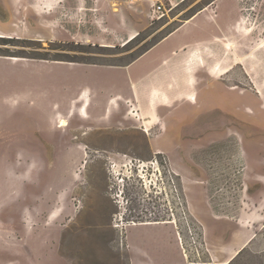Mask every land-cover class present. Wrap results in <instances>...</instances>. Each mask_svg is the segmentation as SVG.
<instances>
[{"label":"rangeland","instance_id":"rangeland-1","mask_svg":"<svg viewBox=\"0 0 264 264\" xmlns=\"http://www.w3.org/2000/svg\"><path fill=\"white\" fill-rule=\"evenodd\" d=\"M214 1H166L159 20L148 0H0V264H129L125 232H176L169 264H212L205 233H232L212 219L255 235L231 264H264V0H219L194 26V96L146 89L174 48L157 43Z\"/></svg>","mask_w":264,"mask_h":264},{"label":"crops","instance_id":"crops-1","mask_svg":"<svg viewBox=\"0 0 264 264\" xmlns=\"http://www.w3.org/2000/svg\"><path fill=\"white\" fill-rule=\"evenodd\" d=\"M67 1L68 0H56V1L47 0L46 3L47 7L44 10H48L49 12H52L51 10L55 8L56 9L64 8L65 3ZM78 1H79L80 9L85 8L84 6L85 0H78ZM166 1H168L173 8H176L180 6L182 3H184L186 0H163L164 4H166ZM217 2H219V0H216L211 4H209L208 6H206L205 9L199 11L197 14L192 16L189 20H187V22H185V24L182 27H180L173 33L169 34L159 44H157L154 47L153 53L155 51H159V49L165 44H171L173 45L174 48L176 47L180 48L186 46L187 49L184 50L185 51L184 55H177V54L175 55L172 54V51H174L173 48L169 54L168 53L167 55L165 54L163 58L160 59L157 70L154 71L153 69L149 70L150 73L154 72V80L159 81L161 84V86L158 87H155L152 84H147L149 88L147 87L146 89L147 90L149 89V96L151 91L154 93L156 92L155 93L156 96H158V98L162 101L163 98H167L168 95H176L178 93L182 95H191L193 92H195L196 83L194 76L190 77L187 72H184L182 68H180V66L186 63H196L198 61L199 62L201 61V55H199V51L200 53H203V50L206 49V47L200 50L198 48L199 46L198 43H196L197 41L193 42V40L196 37L200 38L204 36L203 34L196 32L194 26L204 21V16L210 14L212 9L214 8V5L217 4ZM138 86L139 85H137V87ZM232 90H235V88ZM192 96L194 95H191L190 97ZM216 101L218 105H221L223 107L222 108L223 110L232 113L234 111L233 108L234 105H237L238 107L242 106V104L244 106L245 105L251 106L250 102L247 104L246 102H241L239 98L235 99L233 97H228V99H216ZM148 102L149 100H147V103ZM162 105H165L163 101H162ZM146 113H148V111H146ZM146 113L144 114L146 118L148 117L153 118L155 114L156 115L158 114L157 109L154 111L153 116L150 115L151 117L147 116ZM240 115L241 114L239 112V117ZM182 116L183 115L181 114V117ZM189 118L191 117L190 116L187 118L185 117V119H189ZM244 119H247L250 122V124H253L249 126L247 125L248 128H253L254 131H257L256 130L257 122L255 118L247 117ZM178 129H176V131ZM178 134L180 133L178 132ZM164 142H168V141H164ZM155 153L161 154L162 151L158 150ZM212 220L215 222L216 225H220V226L228 225L230 226V228L232 227V233L228 235L226 238L218 236L219 232H215L216 234L213 233L215 238H210V236L206 235L205 233L204 243L211 256L210 259L213 262L212 264H231L240 253L244 252L246 249H248V247H250V245L254 241L255 235L248 236L247 233L248 231L241 229V227H239V225L234 222L218 221V219L216 220L212 219ZM201 223L203 224L202 221ZM220 229L222 228L220 227ZM214 231H218V230L215 229ZM148 234L149 235L147 234L135 235L133 239L132 238L127 239L126 232L125 234H123V238L128 246L129 264H169L168 256L171 251V247H175V250L178 247L179 250L178 254L181 256L180 244L176 232L175 233L169 232L168 239L165 233H156L155 234L156 236L151 235L152 237H150V233ZM151 238L153 239V241H149ZM226 239H228L229 241Z\"/></svg>","mask_w":264,"mask_h":264},{"label":"built area","instance_id":"built-area-1","mask_svg":"<svg viewBox=\"0 0 264 264\" xmlns=\"http://www.w3.org/2000/svg\"><path fill=\"white\" fill-rule=\"evenodd\" d=\"M135 1H139V0H135ZM150 1L152 2L153 14L159 20L163 19L172 11V9H167L163 0H150Z\"/></svg>","mask_w":264,"mask_h":264},{"label":"bare ground","instance_id":"bare-ground-1","mask_svg":"<svg viewBox=\"0 0 264 264\" xmlns=\"http://www.w3.org/2000/svg\"><path fill=\"white\" fill-rule=\"evenodd\" d=\"M82 97L85 98L84 95H83ZM191 101H195V97H193V98L191 99ZM82 107H83V108H82L81 110L84 111V112H87V110H88V105H87V103H85ZM85 117H87V116H85ZM59 124H60V127H67V126H68V122L65 121V120H62V119L59 121Z\"/></svg>","mask_w":264,"mask_h":264},{"label":"flooded vegetation","instance_id":"flooded-vegetation-1","mask_svg":"<svg viewBox=\"0 0 264 264\" xmlns=\"http://www.w3.org/2000/svg\"><path fill=\"white\" fill-rule=\"evenodd\" d=\"M10 135H11V134H10ZM9 139H10V143H9L10 145H9V147H10V149L13 150V149L16 148V141H15V139H14L13 137H11V136H10ZM157 155H160V154H157Z\"/></svg>","mask_w":264,"mask_h":264},{"label":"trees","instance_id":"trees-1","mask_svg":"<svg viewBox=\"0 0 264 264\" xmlns=\"http://www.w3.org/2000/svg\"><path fill=\"white\" fill-rule=\"evenodd\" d=\"M176 30H177V29H176ZM176 30H175V31H176ZM173 32H174V31H173ZM173 32H172V33H173ZM0 40H1V42H9V43H10V40H7V39H0ZM162 40H163V39H162ZM162 40H161V41H162ZM11 41H13V40H11ZM161 41H160V42H161ZM160 42H158L157 44H159ZM2 56H5V57H11V56H8V55H2ZM21 58H26V57H21Z\"/></svg>","mask_w":264,"mask_h":264}]
</instances>
